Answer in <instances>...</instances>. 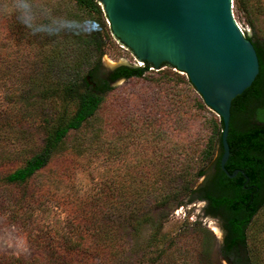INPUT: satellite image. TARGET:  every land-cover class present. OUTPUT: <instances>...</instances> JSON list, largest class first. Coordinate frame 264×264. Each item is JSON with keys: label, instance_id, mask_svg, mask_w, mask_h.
Returning a JSON list of instances; mask_svg holds the SVG:
<instances>
[{"label": "rangeland", "instance_id": "1", "mask_svg": "<svg viewBox=\"0 0 264 264\" xmlns=\"http://www.w3.org/2000/svg\"><path fill=\"white\" fill-rule=\"evenodd\" d=\"M37 12L41 19L48 12L45 20L53 18L59 21L61 17L59 22L63 23L62 26L75 25L78 18L86 16L71 0H0L2 118L16 114L12 106L13 85L17 69L21 68L27 55L23 43L28 39L21 37L17 29L23 22L37 18L34 17ZM231 12L245 35L254 39L264 38L263 16H252L254 27H251L245 13L238 12L234 5ZM98 22L100 39L102 35L106 38L105 44L102 40V73L118 65L133 67L141 62L107 30L103 11ZM72 60L73 68H77L75 71L85 76L88 49H81ZM59 71L66 74L65 70ZM175 73L178 72L164 66L159 70L147 69L141 78L114 82L107 100L95 116L81 129L66 136L57 154L31 179L25 190L19 192L11 186L0 185V264H55L57 258L70 250H83L89 254L87 264H102L95 257L94 249L107 244L100 239L101 231L109 230L107 221H116L119 226L115 264H151L150 260L162 249L165 253L153 259L154 264H189L188 259L195 251L203 250V238L207 249L206 262L228 264L220 255L224 237L221 223L204 215L203 202H189L183 195L171 200L163 210L154 206L148 212H143L132 202L134 197L130 188L139 191L147 188L146 192L150 193L146 196L156 195L155 189L162 182L161 173L174 168L177 157L179 161L184 160L186 154L192 152L186 149L191 143L208 137L209 126L204 117L209 110L195 109L194 97L198 95L195 91L196 95L180 91L177 109L170 105V92L174 88L179 90L170 82ZM51 76L54 75L42 69L36 78ZM88 82L90 86L94 83L90 77ZM24 96L36 99L39 108L47 115L59 114L63 110L64 105L59 98L37 99L38 90L29 91ZM73 109L72 106L70 111ZM211 115L219 119L212 112ZM14 126L11 133L15 139L10 135L6 138L4 134L0 137V159L28 150L32 153L40 146L39 129ZM26 130L28 139L18 137L16 132L26 134ZM217 156L218 152L214 153L206 163L207 172ZM122 178L126 190L124 205L114 209L106 203L107 196ZM202 180L199 178L196 185ZM97 203L100 206L95 207V217L91 215V206ZM133 210L142 212L138 216L142 222H137L135 228L128 219ZM95 220L103 223L97 224ZM248 232L252 255L256 260L258 256V262L264 264V206Z\"/></svg>", "mask_w": 264, "mask_h": 264}, {"label": "trees", "instance_id": "2", "mask_svg": "<svg viewBox=\"0 0 264 264\" xmlns=\"http://www.w3.org/2000/svg\"><path fill=\"white\" fill-rule=\"evenodd\" d=\"M71 1L78 10L86 14L78 18L75 25L62 26L63 23L59 22L61 17L59 21L53 18L45 20L48 12L41 19L37 16V12L34 13V17L37 16V18L23 22V25L17 29L21 37L26 36L25 38L28 39V42L23 43L27 55L21 68L17 69L18 74L13 85L12 106L16 114L0 117V137L4 134L6 138L10 135L15 139L12 129L17 124L36 131L39 129L41 136L40 146L35 152L30 153L31 150H28L26 153L6 155L0 159V185L11 186L19 192L25 190L31 179L49 164L66 136L70 132L81 129L85 122L95 116L112 91L113 82L141 78L149 68L148 64L142 68L118 66L109 75L102 73L100 61L106 38L102 35L100 39L99 34L98 20L102 16L99 0ZM233 5L238 12L245 13L251 27H254L252 16L264 17V0H233ZM245 36L255 48L259 72L251 86L231 102L227 135L229 157L225 163V169L229 174L235 170L243 173L239 172L233 178H229L221 170L219 162L223 153L221 148L223 124L220 118L216 119L210 111H207L208 115L204 119L209 126L208 137L191 143L186 149H191L192 152L187 153L184 160L179 161L177 157L175 167L167 170L165 174L161 173L162 182L155 189L157 194L152 197L151 194L146 196L145 194L150 193L146 192L147 188L142 191L130 188V193L134 197L132 198L134 206L139 205L143 212H148L154 206L163 210L171 200H177L183 195H186L189 202L205 201L204 215L213 217L221 223L224 237L220 255L228 264L261 263L258 262V256L256 260L252 255L253 249L248 245L250 239L248 230L264 206V38L254 39ZM81 49H88L85 76L79 75L72 63L73 57ZM165 66L168 65L165 64ZM42 69H45V73H51L54 76L37 79V73ZM59 70H65L66 74ZM175 75L170 82L179 90L175 91L174 88L170 92V105L177 109L176 103L181 98L180 91L191 94L192 92L195 94L196 91L187 77L183 79L178 73ZM87 76L94 82L92 86L89 85ZM38 84L40 86H37ZM33 90H38L37 99L40 101L59 98L64 105L62 112L53 115L45 114L39 108L36 99L32 100L24 96ZM194 105L197 111L205 110L199 95L194 97ZM72 106L74 109L70 111ZM16 133L18 137L29 138L27 130L26 134L25 132ZM216 152L218 156L207 172L205 165ZM209 172H211L210 180H206L202 185H196L197 180ZM125 191L122 178L110 190L106 202L108 206L118 209L120 205H124ZM142 192L144 194H141ZM96 206H100V203L91 206L93 211L91 215L95 217ZM139 214L142 212L134 211L128 218L130 222L132 221L130 224L133 228L136 227L137 222H142L138 217ZM102 220H95V222L103 223ZM106 223H110L106 224L109 230L101 231L100 239L107 244L99 249L95 248L94 254L102 264H115L114 260L118 255L117 244L120 239L119 226L117 227L116 221ZM205 244L203 238V250L195 251L191 259H188L189 264H208L205 259L207 251ZM159 252L150 260L151 264H154L158 256L161 257L165 253L163 249ZM65 254L57 258L55 264H87L86 260L90 258L89 254H85L83 250H70ZM181 264H187V262Z\"/></svg>", "mask_w": 264, "mask_h": 264}, {"label": "water", "instance_id": "3", "mask_svg": "<svg viewBox=\"0 0 264 264\" xmlns=\"http://www.w3.org/2000/svg\"><path fill=\"white\" fill-rule=\"evenodd\" d=\"M99 5L107 30L138 61L156 70L166 64L187 77L204 107L222 121L221 170L229 178L243 173L225 169L229 108L251 86L259 63L233 19V0H99Z\"/></svg>", "mask_w": 264, "mask_h": 264}, {"label": "flooded vegetation", "instance_id": "4", "mask_svg": "<svg viewBox=\"0 0 264 264\" xmlns=\"http://www.w3.org/2000/svg\"><path fill=\"white\" fill-rule=\"evenodd\" d=\"M119 66V65H118ZM123 66H126V65H123ZM120 67V66H119ZM129 67V66H127ZM118 68V67H117ZM116 69V68H115ZM115 69H112L111 71H107L106 74L109 75L110 73H112ZM114 83V82H113ZM210 176H211V172L205 174L202 178V182L199 184V185H202L206 180H210ZM198 202H203L204 205L206 206V202L205 201H198Z\"/></svg>", "mask_w": 264, "mask_h": 264}, {"label": "built area", "instance_id": "5", "mask_svg": "<svg viewBox=\"0 0 264 264\" xmlns=\"http://www.w3.org/2000/svg\"><path fill=\"white\" fill-rule=\"evenodd\" d=\"M237 26H238L239 30L241 32H243L242 29H241V27L239 25H237ZM133 67H135V68H142V67H145V64L143 62H137V65L136 66L134 65ZM148 69H150V68H148ZM151 69H153V68H151Z\"/></svg>", "mask_w": 264, "mask_h": 264}]
</instances>
